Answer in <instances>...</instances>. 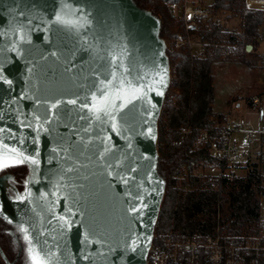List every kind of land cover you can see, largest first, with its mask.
Listing matches in <instances>:
<instances>
[{"label": "water", "instance_id": "obj_1", "mask_svg": "<svg viewBox=\"0 0 264 264\" xmlns=\"http://www.w3.org/2000/svg\"><path fill=\"white\" fill-rule=\"evenodd\" d=\"M161 26L135 0H0V168L6 155L17 158L5 145L39 160L23 163L16 196L0 183V217L27 229L45 264H150L167 185L159 119L172 77ZM121 62L153 90L98 121L82 105Z\"/></svg>", "mask_w": 264, "mask_h": 264}, {"label": "trees", "instance_id": "obj_2", "mask_svg": "<svg viewBox=\"0 0 264 264\" xmlns=\"http://www.w3.org/2000/svg\"><path fill=\"white\" fill-rule=\"evenodd\" d=\"M143 8L150 9L160 17L161 35L173 39L185 32L183 20L172 15L169 4L178 0H135ZM213 12L228 10L242 19V31L230 34L219 21L212 20L210 27L201 32L209 41H238L241 44V59L252 54L259 46L260 27L264 23L262 9H248L246 0H213ZM252 44L251 51L247 45ZM174 66L170 89L164 101L159 119V171L165 177L167 185L155 232L179 230L182 233H210L215 229L218 207L223 229L231 233H253L259 229L261 216V197L264 195V180L259 170L264 161L253 163V167L241 177L225 183L219 197L214 191L204 188L199 180L189 174L186 179L176 177L185 163L196 161L202 151L190 152L198 136L193 131L182 145L174 141L181 137L183 125L206 126L211 117L223 118L225 113L216 112L214 64L221 58L213 48H208L203 59L193 60L187 46L180 49H167ZM171 91L176 99L169 98ZM220 198V200H219ZM4 250L12 259V253ZM1 264V263H0ZM2 264H5L4 261ZM16 264H23L22 261Z\"/></svg>", "mask_w": 264, "mask_h": 264}, {"label": "built area", "instance_id": "obj_3", "mask_svg": "<svg viewBox=\"0 0 264 264\" xmlns=\"http://www.w3.org/2000/svg\"><path fill=\"white\" fill-rule=\"evenodd\" d=\"M169 8L174 17L183 20L185 27L186 35L176 36V44L187 46L193 60L203 59L208 48L223 58L240 54L238 41L213 42L202 38L203 29L210 27L212 20L217 21L212 3L178 0L170 3ZM246 103L258 109L259 121L244 115L236 118L231 110L221 119L212 117L206 126L194 127L190 123L181 126V137L174 144L182 145L189 134L197 131L190 152L203 154L198 160L182 165L176 175L178 179L192 174L204 188L220 197L227 181L244 176L253 163L264 161V93L251 95ZM240 105L239 102L234 110ZM259 170L264 180V167ZM148 261L150 264H264V215L261 213L257 232L231 233L223 229L218 207L216 226L210 233L155 232Z\"/></svg>", "mask_w": 264, "mask_h": 264}, {"label": "rangeland", "instance_id": "obj_4", "mask_svg": "<svg viewBox=\"0 0 264 264\" xmlns=\"http://www.w3.org/2000/svg\"><path fill=\"white\" fill-rule=\"evenodd\" d=\"M206 2L213 3V0H206ZM246 7L264 11V3L253 4L251 1L246 0ZM214 14L217 17V21L222 23L230 34H239L242 31V19L240 16H236L228 10H220ZM181 35L185 36L186 33H181ZM260 38L261 41L256 50L252 54L246 55V60L249 62H244L241 59L243 53L240 52L237 57H221L214 64L216 94L214 109L216 112L225 113L226 115L232 110L236 118L244 115L247 119L255 122L259 121L258 109L248 105L246 100L251 95L264 93V23L260 27ZM166 42L167 49L172 47L180 49L183 46L182 44L177 46L175 38L166 39ZM173 70L174 66L171 63V80L173 78ZM168 97L176 99V92L171 91ZM237 102H240L241 105L234 110L237 107ZM261 206V211L264 215V201H262Z\"/></svg>", "mask_w": 264, "mask_h": 264}, {"label": "snow or ice", "instance_id": "obj_5", "mask_svg": "<svg viewBox=\"0 0 264 264\" xmlns=\"http://www.w3.org/2000/svg\"><path fill=\"white\" fill-rule=\"evenodd\" d=\"M56 20L58 23L69 24L67 20H63L61 16H57ZM113 71L111 72V79L107 82L101 81L102 87L98 89L100 92V97L98 98L96 94L92 96V103L90 105L85 104L82 107H87L91 112L95 114L96 120H101L102 117H108L111 120H115V112L118 108L122 109L127 103H131L132 100H145L147 99V94L149 91L153 90L151 84L144 82L145 75L132 76V70L126 67L122 62L117 64L113 63ZM118 69V71H117ZM166 75V73H165ZM164 75L160 76L159 83L163 85ZM158 95H162L161 92H157ZM129 96L131 99H129ZM121 100L122 103L116 104V100ZM70 103L75 104L76 101H70ZM116 125L113 124V129L115 130ZM23 143V141H21ZM5 147L6 153L14 154L15 159L9 162V158L6 155L2 167L7 168L13 166L14 164H23L28 162L31 165H38L39 160L35 157H29L23 154V152L18 151L16 148ZM39 153H37V156ZM22 199V198H21ZM132 212H139L138 208L130 209ZM63 219V217H61ZM67 223V222H66ZM25 233V239L29 241V255L31 259V264H45V259L39 258V252L32 247V242L27 235V229H21Z\"/></svg>", "mask_w": 264, "mask_h": 264}, {"label": "flooded vegetation", "instance_id": "obj_6", "mask_svg": "<svg viewBox=\"0 0 264 264\" xmlns=\"http://www.w3.org/2000/svg\"><path fill=\"white\" fill-rule=\"evenodd\" d=\"M29 169L26 165H13L7 168H0V183L6 191L7 196H16V191H22L25 187V180L27 178ZM4 248L14 254L12 259L9 258ZM1 249L12 264L21 262L23 264L29 263V256L27 253V243L21 231L14 225L6 222L0 217V263L6 259L2 255Z\"/></svg>", "mask_w": 264, "mask_h": 264}, {"label": "bare ground", "instance_id": "obj_7", "mask_svg": "<svg viewBox=\"0 0 264 264\" xmlns=\"http://www.w3.org/2000/svg\"><path fill=\"white\" fill-rule=\"evenodd\" d=\"M249 1H251L253 4L264 3V0H249Z\"/></svg>", "mask_w": 264, "mask_h": 264}, {"label": "crops", "instance_id": "obj_8", "mask_svg": "<svg viewBox=\"0 0 264 264\" xmlns=\"http://www.w3.org/2000/svg\"><path fill=\"white\" fill-rule=\"evenodd\" d=\"M239 104V102H237V105Z\"/></svg>", "mask_w": 264, "mask_h": 264}]
</instances>
